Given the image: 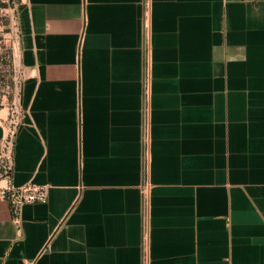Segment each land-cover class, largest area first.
Instances as JSON below:
<instances>
[{
  "label": "crops",
  "instance_id": "1",
  "mask_svg": "<svg viewBox=\"0 0 264 264\" xmlns=\"http://www.w3.org/2000/svg\"><path fill=\"white\" fill-rule=\"evenodd\" d=\"M14 1L0 264H264V0Z\"/></svg>",
  "mask_w": 264,
  "mask_h": 264
},
{
  "label": "built area",
  "instance_id": "2",
  "mask_svg": "<svg viewBox=\"0 0 264 264\" xmlns=\"http://www.w3.org/2000/svg\"><path fill=\"white\" fill-rule=\"evenodd\" d=\"M14 0H0V108L8 100L9 95L14 97L18 90L17 69L14 59L19 51V32L17 25V11ZM144 26L148 27L147 11L144 13ZM15 68V69H14ZM14 71L16 77H14ZM8 72V74H6ZM10 72H12L10 74ZM12 76L10 81H3L1 77ZM22 120V112L14 103L8 104V114L1 120L5 134L0 139V197L6 199L17 224L20 222L21 208L25 204L45 202L47 199L48 185L27 182L20 186L12 184L13 173V147L16 140L18 127ZM143 209L148 206V189L142 187ZM144 223L146 210L144 211ZM19 232V229H18ZM147 232L143 236V262L147 264Z\"/></svg>",
  "mask_w": 264,
  "mask_h": 264
},
{
  "label": "rangeland",
  "instance_id": "3",
  "mask_svg": "<svg viewBox=\"0 0 264 264\" xmlns=\"http://www.w3.org/2000/svg\"><path fill=\"white\" fill-rule=\"evenodd\" d=\"M11 73H12V72H10V74H11ZM6 74H8V72H7ZM1 79H2L3 81H6V79H7V81H10V83L13 82V81H12V76L7 77V78H5V77H1Z\"/></svg>",
  "mask_w": 264,
  "mask_h": 264
}]
</instances>
